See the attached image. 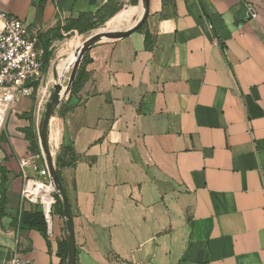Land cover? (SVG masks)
I'll list each match as a JSON object with an SVG mask.
<instances>
[{"label":"crops","instance_id":"obj_1","mask_svg":"<svg viewBox=\"0 0 264 264\" xmlns=\"http://www.w3.org/2000/svg\"><path fill=\"white\" fill-rule=\"evenodd\" d=\"M109 2L0 0V10L43 55L58 28ZM251 7L149 0L144 30L75 60L77 87L50 121L75 264H264V22ZM39 113L35 90L0 112V264L14 251L66 264L63 216L54 211L46 237L18 226L40 212L21 200L19 167L40 150Z\"/></svg>","mask_w":264,"mask_h":264},{"label":"built area","instance_id":"obj_2","mask_svg":"<svg viewBox=\"0 0 264 264\" xmlns=\"http://www.w3.org/2000/svg\"><path fill=\"white\" fill-rule=\"evenodd\" d=\"M248 11L251 16L254 15V8L251 7ZM37 42L38 36L30 34L22 20L0 10V112L8 106H15L20 99L29 97L35 85L38 86L43 81L42 52L36 50ZM19 167L24 180L20 192L21 200L38 206L45 223L50 226L56 193L48 176L43 154L39 151L32 158L20 160ZM25 169H31L33 173H38L47 181L27 177L23 171ZM33 181L40 182L44 188H49L46 196L45 190L37 193L27 191L28 183ZM4 264L33 262L14 251Z\"/></svg>","mask_w":264,"mask_h":264},{"label":"rangeland","instance_id":"obj_3","mask_svg":"<svg viewBox=\"0 0 264 264\" xmlns=\"http://www.w3.org/2000/svg\"><path fill=\"white\" fill-rule=\"evenodd\" d=\"M244 2L252 6V8H254V15L258 16L264 22V0H244ZM142 7L143 5H142L141 0H110L108 6L104 8L102 12L98 13V15L96 14V16L91 17V18L84 17V18H81L79 21H76L72 24H67L64 27L58 28L56 30L57 33L53 34L55 36L54 38L55 40L44 41L42 46L41 45L39 46L40 48L45 47L47 49L50 43L52 44L53 42H55L52 48L49 51L48 50L46 51V54H47L46 61L47 62H45L44 65L46 64L49 66L48 72L46 76L43 78V81L41 82V84L38 85L36 88H34L36 111H38L40 107V113H39L40 118L44 112L45 104L48 100V96L42 97L41 90L43 88L46 89L49 95V92L53 87L52 82H47V76H48L50 68L52 69V65L55 62V60L61 56L70 54L73 51H77L78 48L80 47V44H83L84 41L88 38L106 34V33L115 32L120 29L128 28L129 26H131L138 20V18L141 15V14L139 15V11L141 9V12H142ZM145 25H146V21L137 30V32L144 30ZM114 40L116 39L104 41V42H111ZM104 42L97 43L93 45V47L103 44ZM86 53L87 51L84 53L83 58L81 59V62L83 61ZM78 56L72 57L70 59H66L56 64L58 65L68 60L70 61V64L68 68L66 69V76H65V82H64L65 88L68 89L69 91L65 90L62 93L60 100H59L60 104L63 101L62 99H64L66 95H68L69 92L72 90L71 88L70 89L68 88L67 84H68L69 78L74 73L73 64L75 60H77ZM44 67H43V76H44ZM60 104H58V107L56 108L55 113L57 112ZM51 145L53 146L52 143ZM54 153H55V148H54ZM53 158L55 159V156H53ZM54 165H55V162H54ZM37 177L39 178L40 176L37 175Z\"/></svg>","mask_w":264,"mask_h":264},{"label":"water","instance_id":"obj_4","mask_svg":"<svg viewBox=\"0 0 264 264\" xmlns=\"http://www.w3.org/2000/svg\"><path fill=\"white\" fill-rule=\"evenodd\" d=\"M142 1V12L138 20L129 26L128 28L125 29H120L115 32L111 33H106L102 35H98L95 37H91L85 40L83 45L81 46L80 49L75 51L72 56H78L80 55V62L81 59L83 58L84 53L89 50L90 48L93 47V45L97 43H101L104 41H109L113 39H119V38H126L136 32L145 22L147 16H148V11H149V0H141ZM70 56L64 55L55 60V62L52 65V73L54 76V84L52 89L49 92L48 100L45 104V109L44 112L39 120L38 123V129H37V134H38V140H39V148L41 153L43 154L44 157V162L45 166L48 171V176L50 178V181L53 185L54 191L59 197L60 203H61V211H62V216L64 219L65 223V230H66V244H67V259H66V264H75L76 262V249H75V240H74V232H73V223H72V216L70 212V207L68 204V200L66 198L65 192L59 182L55 165H54V158L51 153V144H50V121L53 118L56 108L58 107L59 99H60V94L58 92V84H57V77L56 73L54 71L55 65L61 61H64L68 59ZM80 64V63H79ZM79 67V66H78ZM77 67V68H78ZM49 66H46L44 69V76H46L48 72ZM76 71L72 74V76L69 78L68 81V88L70 89L72 87V84L75 80L76 76ZM69 91V90H68ZM63 100V99H62ZM61 100V101H62ZM60 101V102H61Z\"/></svg>","mask_w":264,"mask_h":264},{"label":"trees","instance_id":"obj_5","mask_svg":"<svg viewBox=\"0 0 264 264\" xmlns=\"http://www.w3.org/2000/svg\"><path fill=\"white\" fill-rule=\"evenodd\" d=\"M81 18H79L77 21H79ZM46 51L47 49L45 48V51L43 52V55H42V68L46 65H44L46 61V58H47V54H46ZM48 66V65H46ZM45 66V67H46ZM44 67V69H45ZM78 82V77L75 78L74 80V83L72 85V90L75 89L77 87V83ZM37 85H35L34 88H36ZM40 150H38L37 152H39ZM51 152H52V156H54V152L53 150L51 149ZM61 166L59 160L56 161V164H55V169H56V173H57V176H58V179H59V173H58V169L59 167ZM0 174H1V190H0V195H1V199H0V217L2 216L3 214V208H4V205H5V196H6V193H5V184H6V174H5V171L0 168ZM54 199H55V207H54V211L55 213H57L58 215L62 216V211H61V203H60V200H59V197L57 194L54 195ZM36 217V218H35ZM35 219L33 218L31 221H29L28 219H25L23 216H20L19 218V222H18V226L20 229H27V230H32V229H36L38 232H40L43 236L46 237V223L44 221V218L41 214V212H37L35 213ZM60 249H61V255L62 257L66 258L67 257V244H66V238L64 239V241L61 243V246H60Z\"/></svg>","mask_w":264,"mask_h":264},{"label":"bare ground","instance_id":"obj_6","mask_svg":"<svg viewBox=\"0 0 264 264\" xmlns=\"http://www.w3.org/2000/svg\"><path fill=\"white\" fill-rule=\"evenodd\" d=\"M141 14V9L139 11V15ZM107 31V30H106ZM85 42V41H84ZM83 44H80V47L78 49L81 48ZM75 51L71 52L70 54H66L68 56H70L68 59L72 58V57H76V56H72V54L74 53ZM70 64V61H65L64 63H60L58 65H55V68H54V71L56 73V77H57V84H58V92L60 94V97L62 95V93L64 92L65 90V86H64V82H65V76H66V69L68 68ZM47 82H52V84H54V76H53V73H52V69L50 68L49 70V73H48V76H47ZM51 84V83H50ZM53 86V85H52ZM42 97L44 96H49L48 95V91L46 89H42ZM60 100V99H59ZM59 103V102H58ZM42 105V104H41ZM40 105V106H41ZM39 111H40V107H39ZM52 153V152H51ZM34 184L36 185V187H34ZM41 190H45V193L44 195L46 196L48 191H49V188H44L40 182H29L28 183V186H27V191L29 193H37ZM44 196V197H45Z\"/></svg>","mask_w":264,"mask_h":264}]
</instances>
